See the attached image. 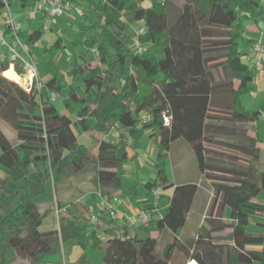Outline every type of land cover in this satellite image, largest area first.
Listing matches in <instances>:
<instances>
[{
	"label": "trees",
	"instance_id": "obj_1",
	"mask_svg": "<svg viewBox=\"0 0 264 264\" xmlns=\"http://www.w3.org/2000/svg\"><path fill=\"white\" fill-rule=\"evenodd\" d=\"M35 1L18 0L24 9ZM74 1L78 0H72L73 6ZM88 1L93 14L85 11L84 18L97 21L81 29L86 51L61 81L54 75L43 83V94L49 90L65 94V112L49 97L44 99L35 84L29 90L4 77L9 61L0 60V124L16 135L11 139L0 125V164L8 169L6 177L0 178V192L10 185L17 186L18 193L24 190L17 193L14 207L8 204L10 199L0 196V209L5 210L0 214V264L14 262L15 257L4 256L9 248L41 264L48 253L61 250L63 241L78 236L83 214L74 210H82L80 202L57 201L58 209L64 210L59 228L42 232L43 215L34 196L45 191L49 181L56 186L57 180L88 167L101 196L118 194L124 164L130 160L129 141L143 137L157 145L159 160L178 139L191 146L199 171L212 181V205L204 220L209 229L204 225L193 237L176 235L187 224L199 185L169 183L159 169L158 180L146 185L154 190L163 184L174 190L160 218L154 204L139 206L150 216L140 226L148 234L145 238L131 236L127 226H105L104 214L100 228L89 230L88 243L104 249V264H190L193 260L197 264H264V223L251 224V217H264L261 139L248 133L249 123L258 120L261 111L236 107L240 94L252 89L255 76L254 68L242 59L249 51H240L239 39L247 31L246 21L260 11L259 2L186 0L171 21L173 0H151L148 7L144 5L148 0ZM5 10L0 1V12ZM137 21L146 28L140 39L148 48L141 55L127 47L124 32ZM262 24L264 33V18ZM42 35L41 29L28 35L32 52ZM60 47L57 39L46 51L54 55ZM35 58L38 61V55ZM159 73L164 78L157 80ZM235 81H239L237 88ZM217 96L226 103L224 107H212ZM77 109L75 120L68 111ZM75 121L84 131L117 132L118 136L96 139V147H88L78 140ZM100 229L105 240L96 234ZM157 230L168 232L165 241L150 235ZM249 245L262 249H248ZM75 264L92 263L83 254Z\"/></svg>",
	"mask_w": 264,
	"mask_h": 264
},
{
	"label": "rangeland",
	"instance_id": "obj_2",
	"mask_svg": "<svg viewBox=\"0 0 264 264\" xmlns=\"http://www.w3.org/2000/svg\"><path fill=\"white\" fill-rule=\"evenodd\" d=\"M8 1L10 2V8L15 18L21 22L22 34L25 36L24 37L22 35L21 38L27 46L28 35L35 29L43 30L41 40L37 44L36 51H34V53L39 57L37 64L40 81L44 83L54 75H59L58 79L61 81V78L67 75L68 68L72 64L77 63L79 61L80 55L84 54L86 51L84 46L85 36L81 34V29L86 23H96L97 21L96 18L92 20H87L84 18L85 11H89L90 15L93 14V9H90L88 6L90 2L88 0H78L74 4L73 8L67 11L64 16L59 19H55L44 14L29 16V11L22 8L18 0ZM185 1L186 0H173L169 16L171 21L178 17L181 6ZM151 3V0H148L144 5L145 7H148ZM262 6H264V4ZM262 8L264 9V7ZM246 24L247 31L243 37L239 39V48L243 53H247L250 50L251 37L260 35V29L256 28L255 31L253 28H251L253 25H256L252 18L248 19ZM45 26H47L48 29L44 30L43 28ZM143 26L144 23L142 21H137L132 24H128L125 28L124 32L127 36L126 44L132 53H136V47L132 41L133 34L136 30H138V28ZM58 37H61V47L54 55H51L50 52H47L46 50L52 46ZM0 55L1 57L5 55V49L1 46ZM242 59L247 64H253V57L250 60L248 59L247 54H242ZM257 70L258 72H255L254 80L250 83L252 89L240 94L236 102V107L239 110L259 109L261 111V115L259 119L255 121V123L257 125L259 136L264 143V69H261V72H259V69ZM162 78H164V76L161 73L156 76L157 80ZM21 85L24 88L29 87V85ZM41 93L44 99L49 97L61 113L66 111L64 103L65 94L54 93L50 90L48 93L43 94V88L41 89ZM225 104L226 103L224 100L219 97L214 101L212 107H224ZM81 108L82 105H79L78 109L80 110ZM78 109L74 112L67 110L69 115L75 120ZM90 121L93 122V119H90ZM0 125L5 131H8V133L11 135L13 134L12 139H16V135L13 133V131L7 127L6 129L2 124ZM73 129L78 136V140L81 143L86 144L88 147H96V139H115L114 133L106 135L97 130L84 131L81 125L76 121L73 123ZM62 136L64 138L66 137L64 134ZM141 142L142 140L133 143L132 139L129 141L130 144L128 147V152L130 160L124 164L122 188L119 190V192H121L120 194H123V198L132 200V203L129 205L127 202H125L128 213L134 214L137 209L136 206H143L148 203L156 204L162 213L166 211V208L169 205V199L166 195H172L174 187L170 186L165 188L164 185L161 184V193L156 195L153 191V188H150L146 185L147 181L154 182L155 180H158L159 169L164 170L170 183L174 181L180 182L182 179H191V181L193 180L199 186H202L200 192L204 191L203 187L205 185L206 179L200 175L201 173H199V171H197L195 161H191L192 159L189 156L187 150L185 152H181V156H178L179 154L175 153L174 151V155L168 154L165 156V158L159 160L157 145L152 142L143 145ZM133 144H135L134 147H132ZM137 151L139 153H137ZM178 162L184 164L182 166L183 168L177 165ZM261 165L263 168L264 156H262ZM7 174L8 169L0 164V178L3 179ZM93 175L94 172L92 171L91 167H88L87 170L82 173L74 175L70 178H65L63 180H57L56 186H54L53 181L51 180L47 183L45 191L39 192L34 196V200L38 204L40 212L43 215L42 223L39 227V230L42 232L59 228V216L63 214V211H60V215L57 213L59 207V205L57 206V201L70 204L74 202H80L82 210L75 208L76 210L74 211L83 214V218L79 221V228L81 229L79 235L70 237L63 241L61 250L56 249L55 251L48 253L44 257V261L41 264H50L49 262H51V264H75L83 254L87 256L92 264H104V249L92 246L88 243L89 230L95 227V225L90 222L89 218L92 214L98 213V204L101 200L100 193L93 181ZM34 183L35 181L32 179L31 185L33 186ZM10 186V188L0 192V196L3 195V197L10 199L8 204H11L10 206L14 207L16 205V196H18V190L16 189L17 186ZM18 187L20 190L22 189V185H18ZM22 193H24V190L18 194L21 195ZM260 199L264 201V191L261 192ZM86 206L89 211L87 210ZM4 211V208L0 209V214ZM194 211L195 212H192L190 215V220L187 227L178 229L176 232L177 235L182 236L183 233H185V229L188 233L194 232L196 227L200 224V219L202 220L204 216H209L208 209L205 210L204 214H197L196 207ZM106 217H108V219L111 221L108 215H106ZM226 232L227 230L220 234H224ZM154 233L156 236H158L160 235L161 231L157 230L154 231ZM96 234L101 237L104 235V232L100 229L96 232ZM161 239L164 241L166 240L164 235H162ZM102 245L105 246V242H103ZM4 256L8 258L15 257L12 264H33L30 259H23L17 256L16 250L13 248L7 249V251L4 253Z\"/></svg>",
	"mask_w": 264,
	"mask_h": 264
},
{
	"label": "built area",
	"instance_id": "obj_3",
	"mask_svg": "<svg viewBox=\"0 0 264 264\" xmlns=\"http://www.w3.org/2000/svg\"><path fill=\"white\" fill-rule=\"evenodd\" d=\"M4 2L6 10L3 14L0 12V46L5 49V55L0 57L1 61L8 60L9 67L14 68L16 71L18 67L20 72H30L31 76L28 78L29 87L31 89L34 84L38 90L41 91L43 88V83L39 79V70L37 60L34 53L30 50L21 38L22 25L19 22L11 8L8 0H0ZM73 8L72 0H38L37 9L39 12L44 13L45 15L51 16L55 19H59L64 14ZM47 29V26L43 28ZM146 32V28L140 27L135 31L132 37L134 46L136 47V52L138 54H144L147 51V45L143 43L140 39ZM253 58L256 60L257 69L261 72V68L258 66L261 63H264V38H258L252 46ZM248 59H252L250 54L247 55ZM253 67V66H252ZM35 79V80H34ZM144 120L147 116L143 117ZM166 123H169V119L166 118ZM114 137L118 136L117 132H113ZM156 195H159L161 192V187H157L154 190ZM100 203L98 204V213H94L89 218L90 222L95 225V227L100 228L102 221V214H106L110 217L111 221L114 222L118 218V205L120 203V198L118 194L113 196H101ZM64 212V210H62ZM57 213H60L58 209ZM60 215V214H59ZM138 216L144 222H148L150 219L149 213L146 210H141L138 213ZM101 240H105L106 236L103 235L100 237Z\"/></svg>",
	"mask_w": 264,
	"mask_h": 264
},
{
	"label": "crops",
	"instance_id": "obj_4",
	"mask_svg": "<svg viewBox=\"0 0 264 264\" xmlns=\"http://www.w3.org/2000/svg\"><path fill=\"white\" fill-rule=\"evenodd\" d=\"M37 1L38 0H36L33 4H32V6L30 7V8H28V9H26V10H28L29 11V13H28V15L29 16H33V15H36V14H44V13H41V12H39V10L37 9ZM258 2H259V10L260 11H258L256 14H254V15H252L251 17H250V19L252 18L253 20H254V22L256 23V25H253L251 28H253L255 31H256V28H258V29H260V26H262L263 24H262V19L264 18V9L262 8V7H264V6H262L263 4H264V0H257ZM10 3V2H9ZM76 2L74 1V4H75ZM45 15V14H44ZM47 29H48V27H47ZM248 29H249V27H248ZM260 31V35H255L254 37H251V39L250 40H256V39H258V38H261V37H264V33L262 32V30L260 29L259 30ZM57 39H59L60 41H61V37H58ZM56 39V40H57ZM40 42V41H39ZM38 42V43H39ZM55 42V41H54ZM37 43V44H38ZM37 44L36 45H34V46H32V50H33V53H34V51H36V48H37ZM54 44V43H53ZM252 46H253V42H251V44H250V50H249V54L253 57V53H252ZM38 51V50H37ZM34 55H35V57H36V55L37 54H35L34 53ZM0 57H1V55H0ZM39 60V59H38ZM250 65V64H249ZM250 66H253V68H254V70H255V72L257 71L258 72V70H257V66H256V60L253 58V64L252 65H250ZM259 68H261V69H264V63H261L259 66H258ZM52 78V77H51ZM50 78V79H51ZM49 80V79H48ZM47 80V81H48ZM238 85H239V81H235V87L237 88L238 87ZM220 96H217V98H219ZM255 110H259V109H255ZM6 128V127H5ZM7 129V128H6ZM248 129H249V131H248V133H249V135H251V136H254V137H259L260 139H261V137L259 136V132H258V129H257V125H256V123L255 122H250L249 123V126H248ZM4 130V129H3ZM5 131V130H4ZM6 132V134L12 139L13 138V134L11 135L10 133H8V131H5ZM142 144L143 145H145V144H148L149 143V141H148V139L146 138V137H143L142 139ZM135 146V144H133L132 145V147H134ZM259 146H260V148H261V159H262V156H264V143H263V141L261 140V142L259 143ZM187 150V152L189 153V156L191 157V161H195V164H196V169H197V171H199V168H198V165H197V161H196V157H195V154H194V152H193V150H192V148H191V146L186 142V141H184V140H182V139H178V140H176L173 144H172V146H171V149H170V151H169V153L168 154H171V155H174L173 153H174V151H175V153H178L179 155L178 156H181L180 154H181V152H185ZM137 153H139L138 151H137ZM177 156V155H176ZM261 159H260V169L261 170H264V166H263V168H262V165H261ZM177 165L179 166V167H182L184 164H182L181 162H178L177 163ZM183 168V167H182ZM186 168V167H185ZM184 171V170H183ZM199 173H201L200 171H199ZM201 176H203L202 174H200ZM204 177V176H203ZM168 181H169V179H168ZM148 182V181H147ZM146 182V183H147ZM169 183H170V181H169ZM171 183H173V184H183V183H195V181H191V179H189V180H183L182 179V181H180V182H178V181H174V182H171ZM212 188H210V187ZM201 187L202 186H199V189H198V192H197V194H196V196H195V199H194V202H193V205H192V209H191V211H190V213L188 214V220H187V224H186V226L185 227H187V225H188V223H189V220H190V215H191V213L192 212H195L194 210H195V207H196V209H197V211H196V213L197 214H204V212H205V210H207L208 209V212H210V209H211V205H212V199H213V195H214V193H213V187H212V181H210V180H205V185H204V191H202V192H200L201 191ZM121 192H118V196H119V198H120V203H119V205H118V218H117V220H115L114 222H112V221H110L109 219H108V217H106V214L104 215V224H105V226H127L128 227V230H129V234L131 235V236H134V237H136V238H138V239H142V238H145L148 234L140 227L141 225H146L147 223L146 222H144L143 220H141V218L138 216V213H139V211H140V208H139V206H136L137 207V209H136V211H135V213L134 214H132V213H128V210H127V208H126V203L125 202H127V204L129 205L130 203H132V200H129V199H127V198H123V194H120ZM161 193V192H160ZM200 193H202V194H200ZM166 196H168V197H170L171 196V194H169V195H166ZM84 203V202H83ZM156 207H157V209H158V215L156 216V218H160V217H162L163 215H164V213H162L160 210H159V207L156 205V204H154ZM215 210H216V207H214L213 208V212H215ZM214 215H215V213H213ZM205 216L203 217V219L201 220L200 219V224L196 227V229H195V231L194 232H192V233H188V232H186V229H185V233H183V235L182 236H180V235H177V233H176V235L178 236V237H180V238H186V237H193V236H196L197 235V232H198V230L201 228V227H204V225H206V227H204V228H206V229H209V227L207 226V223H205ZM226 220H228V219H226ZM264 223V217H261V216H253V217H251V224H252V226L253 227H256L257 226V224H263ZM165 233H168L166 230H164L163 232H161L160 233V235H158L159 237H161L162 235H164ZM216 234H218L217 232H214V235H216ZM151 236H156L155 235V233L153 232V233H151L150 234ZM168 236H169V234H168ZM247 248L248 249H253V250H261L262 249V247L261 246H257V245H249V246H247ZM50 264H51V262H49Z\"/></svg>",
	"mask_w": 264,
	"mask_h": 264
},
{
	"label": "bare ground",
	"instance_id": "obj_5",
	"mask_svg": "<svg viewBox=\"0 0 264 264\" xmlns=\"http://www.w3.org/2000/svg\"><path fill=\"white\" fill-rule=\"evenodd\" d=\"M3 75L10 80L19 82L23 85L28 84V78L31 76L30 72H18L14 68H8L6 71L3 72ZM190 264H197L196 261H192Z\"/></svg>",
	"mask_w": 264,
	"mask_h": 264
}]
</instances>
